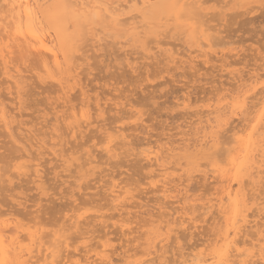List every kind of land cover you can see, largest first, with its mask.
Returning <instances> with one entry per match:
<instances>
[{
	"label": "rangeland",
	"instance_id": "obj_1",
	"mask_svg": "<svg viewBox=\"0 0 264 264\" xmlns=\"http://www.w3.org/2000/svg\"><path fill=\"white\" fill-rule=\"evenodd\" d=\"M206 2L207 3L204 4L205 9L207 8V10H206L207 15H205V17L207 16L209 18V20L211 19L210 22H208V23H210V25L214 26L217 24L216 28L218 29L217 31H219L217 34H216V32H214V34H213L214 39L211 40V45H212L211 50L212 51L216 50L215 51L216 53L214 51H213L214 53H212V51L208 50L213 55L208 52V54H209L208 58L209 59L207 60V62H206L205 58H202L203 56L201 57L200 54L198 55V51L192 53V50H194L196 46H195V44H192L193 41L189 39V36H188L189 32L187 33V31H188L187 26L177 27L176 29H172L171 31L167 30V28L164 29V26H162V25L160 26L161 21H163V18L161 19V17H159V18L154 17V18L149 19L150 23H149L148 27H146V29H145L148 32V35H147L148 38H144L143 41L144 42L146 41L149 44H148V46H146V44H147L146 42H145V44L143 41L141 43L144 44L145 49H146V47L148 49L151 45L155 47V48L153 47L154 49H152V48L148 49L149 52L147 50L143 49L144 48L143 44H141V46H140L139 43H136V46H134L137 48L136 49L134 47L131 48L134 45V44H132V42L126 43L125 44L126 46L125 45L123 46V44H122L123 48H121L122 47L120 45L121 43H116L117 41L122 42L123 38L120 36H121V34L123 36L124 34L127 33V29H128L127 25H124V26L119 27L117 29H114L112 26H109L106 28L108 31H110V33L112 32L111 33L112 36L108 33L109 38L106 37L107 39H105L106 41L107 40L108 41L106 42L103 40L105 44L102 42L103 45L101 44L100 46H98V47H100L99 49H98V47H96L95 48L96 50L95 49L93 50L92 47L91 48L89 47L90 49H92V52L95 51V52H93L94 55L98 54V56H95V57L91 56L92 53H91V51H89L90 49L88 48V46H92L91 41H90L91 44H89V41H86V40H88V39H86V37L81 41V50H80L81 53L78 52V54L80 56H78V54L75 53V54H77V55H75V58H77V60H79V62L77 61V64L75 66H78L80 64L79 65L80 67H76V70L73 71V74L75 75L74 77L77 80L76 83L79 82L78 83L79 87L77 85H75L76 87L73 85L71 88L73 90V91L71 90L72 94L69 91L67 93L70 96L67 94L68 97H66V98H70V105H72V106L73 105L75 106V104H77V105L80 104L79 106H81V105L83 106L84 103L88 104V108H89V112H90V120L92 121V123L90 125H88V128L85 127L87 129H89V127H90V129L88 131L87 129L84 128V123L82 124L80 122L81 127H83L82 129H81V127L79 128L81 130V132H82V130L83 131L85 130V132H87V133L84 132V134L82 132L81 137H80V134L77 133L80 131L79 129L73 135L70 131V127H69L68 131H67L68 128L63 129L62 125H64V127L68 126V125L70 126L71 124H69V123L72 122V121L71 122L69 121L68 124L66 123L67 125L61 124L62 122L68 121L67 120L68 117H65L66 119L64 117H62L65 119V121H63L64 119L61 118V116H64L63 111H64V114H66V115H67V112L69 114V111L70 112L72 111V110H70L72 108L69 105V102H67V103L65 102L67 100L69 101V99L66 100L64 98V96H66V95L63 94V91H59L61 89L57 90V88H59V86H57L58 84L57 83L55 84V82L52 81V79L49 80V78L46 77V79H48V80L47 81H46V79L44 80L45 75L43 76V74L45 72L41 73L43 71V69H42L40 62H38L39 61V59H37L38 56H35L37 54H34V53L29 54L27 52L30 56H27L26 55L27 53H25V55H26L25 56L23 54V52H26V51L21 50V51H23L22 54H20V53L18 54V52L20 50L17 49L15 46H14L15 48L12 47V48H14V50H18V52L16 51L17 53H14L15 52L14 51L11 54V56L10 55H9V57L7 56V59L8 58H9L8 60L11 59L10 60L11 62H9L7 59L6 60L9 62L8 63L9 65L12 62L14 63V64H11L12 69H11V67L8 68L11 70L12 73L13 72L15 73L16 72L15 70H19V72L22 71L21 72L22 74L20 73L21 75L18 74L19 72L16 73V74H18L19 77L20 76L22 77L21 78L22 80H21V79H18L19 77L17 78V76H16V78L18 79L19 82L22 81L21 82L22 84H19L20 89L18 88L20 91L16 90L17 88H15L16 91L20 92L21 98H19L20 100H18V94L19 93L17 92V94H16V92H14V88L11 87V82L8 81V79H6V78H2L3 76H5V74L4 75L1 74L0 75V103H2V102L3 103L1 104L2 107H0V108H3V106H4L6 108V110L4 109L6 111V113L7 112L11 113L10 116L12 115L14 117V118L11 117V120L13 119L12 120L13 123L11 124L12 126H10L11 129H13V130H11V132H12L13 136H16V134H18L17 136L20 138L23 136L21 138V141H23V142H19L20 139H18V137L16 136L15 137L16 141H12L13 139L12 140L10 139L11 143H9V141H7V140L9 139V137L11 138V136L9 135L8 131H5L6 130L5 128H4L5 130L3 129V127H2L3 125L1 126V122H0V131L3 132V130H4L6 133V134L5 133L3 134L0 132V146H2V148L0 147V157L3 158V156L4 157L6 156L5 159L4 158L0 159V165H2V167H3L2 168L0 166V171L2 170L1 174L4 173L3 174L4 176L2 175V177H1V175H0V178H2L1 180H3V177H4V179L7 178L6 180L8 181L9 178L6 174H8L9 177L12 176V179L14 178L13 180H11L12 181L11 185L8 183L9 181L5 182L3 180L6 187L4 184H3L4 186H2V187L0 186L2 188V189L0 188V197H1L0 198V222L2 219H4V220L8 219V220H10L11 224L13 222L18 224L17 226H19V224L21 222V224L24 227H26L27 229L29 228V230H31L30 228L32 227V224H34L32 222V220H33L37 225L41 223V227H42V225H44L43 229H41V228L40 229L43 230V232L45 230L46 234L48 232L51 233V230L57 231V230H59V228H60V232H61V231H63L62 229H64V227L66 228L68 226L67 229H65V231L67 230V232L70 234H68L66 232L65 235L68 236V240H70L69 242H72V244L70 243V247H67L64 245H63L64 247L63 246L59 247V249L61 248L60 249L61 251L60 250H59L60 252L58 251V253H60V254L57 255L56 258H54L55 259L54 261L50 260L49 263H51V264H74L75 256H79L80 258H82L81 256H86V255H88L86 257H89L90 260L92 261V259L94 260V258H95L92 251L95 250L94 253L98 252L100 250L103 251L102 248L104 246H106L107 248H105V247L104 248H105V250H107V253L109 254L110 258L113 259V261L116 262L117 264H124V261H123L124 258L123 257L126 258L127 255L134 257V255L136 253H140V255H142L143 252H141V251H143V250H141V249L142 248L144 249V247L146 246L145 241H143V238H145V236L143 234L145 232H143V231H146L147 229H149V228H146L148 226V224H150V226H152L151 225L152 222L155 221V222H158V224L160 223L161 225L162 224L164 225L166 222L165 219H167L168 217L170 219H172L174 216L180 217L181 214L184 213V210L181 208L183 202H186V203H183L185 206L190 207L188 209L189 211L194 210L195 213L193 212V214H191V212H190V214H191L192 218L193 217L195 218L196 222H194L193 223L194 225L191 226L192 225L191 222L194 221V218L189 219V222L192 220L189 223L187 220V216L185 217L183 214V216L186 218L187 221L185 222L186 224L184 223L183 227L180 226L182 228L177 227V225L176 226L174 225L176 228L175 229L174 226L172 225L173 223H171V225L174 228V232H179V233H177L178 238H179L178 239L179 242L177 240L173 239V236H172V239L170 238L169 241H167L165 243V247H163V250H164V248H166V250L168 248V254H169V256L165 254L166 255L165 259L168 262H170V264H176V262H178L177 259L180 258V252H182V254L185 256V253H186V255L188 253H190V249L193 250L191 252L201 251V252H203V254H204V252L207 253L210 251V249L212 247L211 245H213L210 242H214V240H216V238L213 236L214 235L216 236V234L218 233L217 232V233L213 234L214 233L213 228L215 227L217 229L216 231H218L219 228H217V225L222 224L223 218L221 217V214H219L218 211H216L217 209L213 210V209H215V208H213L211 210L212 212L210 211L209 215H208L207 212L203 211L204 210L203 207L209 204L210 199H212L211 202L215 203V198L218 197L217 194H220L219 192H220L221 186H219V185H222L223 182H222V179L220 177H219L220 179L218 178V176L220 175L219 174L220 169L226 167L225 166L226 165L225 158H224V155L226 153L221 154V151L223 150L222 148L223 147L224 148L231 147V146L235 145L234 140L233 141L230 140L232 142H230V145H229L228 139L229 138L230 139L231 138L232 139L237 138L238 137V131L242 130L241 126H244L245 124H247L249 122L253 123L254 122L253 118L254 117L256 118V116H258V114H260L263 111L262 110V108H263V103H262V100H263L262 97L263 96L262 95L263 94L260 93L261 87L257 86V87H259V89H256L257 94H256L255 98H254L253 94H252V96L250 94L249 97L247 98L246 108H245V111H243V114L246 113V114H244L245 116L243 114H240L241 116L239 115L240 118L237 116L236 117L230 116L232 118H229L231 121L229 120L230 122L227 125L228 126L227 129L225 128L224 131H222V129L220 130V132H219L220 134L221 133L224 134L226 131V133L223 135V138H220V140H222V141H219L220 145H218L219 147L223 146L222 148L221 147L219 148L217 146V149L216 148H215L216 150L213 149L212 153L209 156H207V155L199 156V159L197 160L196 165L195 164L191 165V162L188 163V161L183 159V158H186V157H184L185 155L183 154L184 151L181 152V150H178L182 154L178 151H177V153L175 152L176 155L174 157L179 155V156H181L180 158H182V156H183V158L182 159L179 158L181 161L180 160L178 161L177 160L178 158L177 159L172 158V159H175L173 161L176 164H174L172 161L170 162V165L172 163V165L174 164L173 166H175V169L177 168L174 171V169H172L171 166L169 165L170 170L168 169V171L172 173V174L170 173V175H171L170 178L175 179V181L173 183L175 184V182H176V184L174 185L172 182H171L172 184L171 183L168 184V185H170L168 187V189L169 188L170 189L168 191V194L166 193L167 199H166V196L164 197L162 195L163 193H161L160 183L158 185V182L156 181V180H158L157 179L158 177L156 178L155 176H153V178H150L149 176H147L148 175L147 173L151 174L152 171L157 172L159 170L155 169L154 167H151L153 169V170H151V168H149L147 166H146L147 168H144L143 166H145L146 163H145V160H143L141 158V156L136 155L133 157V154L126 155L127 152H126V154H125V152L123 154L122 150L125 151L124 146L122 148L116 149L119 152V155H117V156H116V154H118V153H116V150H115L116 154L113 158H111V160H113V161H111L110 159L106 160L107 157L102 152V148L105 146V139H104L105 135H106V133L109 134V130H111V129H108V128L112 125H114L115 127L119 128V129H123L122 131H124V128H125L124 132L127 133V135H128V133H131L132 135L131 134L130 135L132 136V138L130 135H128L127 136L128 138H126V139H128L127 141L132 142L134 147H137L139 145V143L136 144L137 142H144V141H148L149 145L151 144L150 146L154 145L152 147L156 148L157 145H158V147L163 146L164 144L162 143V141H164V140H165L164 143L166 142V140H167V142H169L168 140L171 139L170 142L177 141L180 144V143H182V138L186 137V139H187V137H189V138L191 137V138L195 139L196 135H197V134H195V132H196L195 129L197 127H199L200 124H202V125H203V123L205 124L204 120L207 117L204 116L203 114L207 113L208 107L210 106L209 109L210 108L213 109V107L215 105L221 106V104H224L225 102H227V101L229 102L232 100L231 97L229 98L228 96H230V95L233 96L232 95L233 93H235L237 95V92H239V91H238V89L236 90L235 85L237 83L236 80L238 78V75L242 76L243 74H245L242 77L247 78L248 76H251L252 73L254 74L256 71V73H258L261 76L262 80H264V8H262L260 6L261 0H226V1L225 0H206ZM221 2H222V4H221ZM217 3H218V5H217ZM216 5H217V7L214 8ZM220 5H222V6H220ZM250 5H251V7H250ZM208 6H210V8ZM252 6H253V8H252ZM218 8L220 9V11ZM214 9H215V11H214ZM125 10H124L125 12L129 13V14L128 13L126 14L128 16L132 15L130 13L134 14V11H132V10L131 11L129 9H128L129 11H127V9H125ZM249 10H251V11L249 12ZM216 16L218 17L217 19H216ZM205 17H203V18H205ZM214 19H215V21H213ZM159 20H160V22H159ZM99 21L100 20L96 21L94 26L96 24L99 25ZM157 22H159V23H157ZM211 23H213V24H211ZM100 25L97 26V27H100V30H98L99 28H97L96 26L95 27L97 28V30L94 27V31H95L94 33H96L97 31L98 32L102 31ZM149 27H151V28H149ZM156 29L158 30V32L161 30L160 31V32H162L161 34H163V33L164 34L163 35L159 34L157 36L156 34H158V33L152 32L153 30H156ZM117 32H120L121 34H119ZM174 33H175V35H173ZM102 35H103V31L100 34V36H102ZM149 36H152V38L154 40H150L151 37H149ZM162 37H163V39H162ZM158 38H161L160 40H162V41L156 42V44H155V41L159 40ZM163 40H165V43H163L164 42ZM172 40H174V41H172ZM112 41L116 44H114ZM151 41H154V42H151ZM108 42H109V44H108ZM157 43H159L158 44L159 48L155 46V45H157ZM117 44H118V46H117ZM104 46H107V48ZM142 46H143V48H142ZM204 47L206 49L207 46L204 45ZM82 48H85V51H88L89 53L87 52L88 54L86 55L85 54L86 52ZM104 48L107 50H105ZM173 48H175V49H173ZM130 49H131V51H130ZM142 49L144 52L141 51ZM168 49H169V52L167 51ZM123 50L125 51V53L123 52ZM173 50L176 52H174ZM164 52H165V54H164ZM170 52H174L173 57L167 56V55H169ZM176 53H178V54H176ZM84 54H85V57L83 56ZM187 54H190V55L194 54L196 57L194 55L190 56ZM20 55L23 57H21ZM180 55H182L183 57H181ZM150 56H151V58H150ZM185 57H187V58H185ZM18 58L19 59L21 58V60H19ZM145 58H147V59H145ZM178 58H179V60H178ZM217 58H218V60H216ZM22 59H24V60H22ZM211 59L212 60L214 59V60L212 61ZM127 60L129 61V64H128ZM176 60H178V61H176ZM75 61H76V59H75ZM194 61H196L195 62L196 65L192 64V63H194ZM229 62L231 65L229 64ZM75 63L76 62H74V64ZM0 65H2V64H0ZM9 65H7V66H9ZM13 65H14V68H13ZM38 65H40L41 67ZM128 65H131V67L133 65L132 69ZM189 65H191L192 67ZM222 65L225 67H223ZM15 66L17 67L16 69H15ZM37 66L40 68H37ZM1 67L2 66H0V73L3 72V70H1ZM18 67H19V69H18ZM39 70H42V71H39ZM36 73H37V75H36ZM76 73H77V75H76ZM220 75H221V78H220ZM37 76H43L44 78L43 77L42 78L44 81L42 80L41 77H37ZM5 77H7V76H5ZM235 77H236V79H235ZM23 78H25V79H23ZM38 78L39 79L41 78L40 80L42 82ZM70 80L73 81V79H70ZM39 82H41V83H39ZM44 82L46 84H44ZM52 83L54 86H52ZM231 84L233 85V87ZM47 85H50V86H48V88H47ZM225 85H227V88L225 87ZM230 86H231V88H230ZM77 87L79 89L83 88L81 90V92L83 91L84 94L80 93V95H77L80 92V90L78 91ZM222 87H223V89H222ZM53 88H55V89H53ZM232 88L233 89L235 88V89L232 91ZM227 89H229V91ZM52 90H54V91H52ZM235 90H236V92H235ZM47 91H48V93H47ZM214 93H216V94H214ZM248 93H247V95H248ZM221 94L224 95L223 98H222ZM15 95H17V97ZM216 95L217 96L221 95V97H220L221 99L219 97H217ZM225 95H226V97H225ZM60 96H63V97H60ZM260 96H262V97H260ZM55 98L58 101H55ZM60 98H62V99H60ZM211 98H213V99H211ZM83 100H84V102H83ZM219 100H221V103ZM80 101H82V103H80ZM58 102H59V104H58ZM62 102H63V104H62ZM57 104H58V106H60L62 104L61 106L63 108V111H60V110H62V108H61V106L60 107L56 106ZM63 106H67V107L70 106V109L68 110L69 107L68 108L66 107V109H65V107H63ZM184 107H186V108H184ZM73 108H75V107H73ZM64 109L66 110V113H65ZM92 110H95L98 115ZM130 110L136 113V114H134L135 116H132L129 113ZM202 110H204V111H202ZM199 112H200V114H199ZM8 113H7V117L9 115ZM137 113H139V114H137ZM16 114H17V116H16ZM55 114H56V116H55ZM58 114H60V115H58ZM198 114H199V116H198ZM57 115L60 117H57ZM69 115H67V116H69ZM215 115H213V116H215ZM138 116H140V117H138ZM200 116H202V117L200 118ZM210 116L213 117L212 115H210ZM136 117H138V119H136ZM198 117L200 119H196ZM55 118H58L59 120L58 119L57 120L59 122L56 121ZM60 118L62 120L61 122H60ZM141 118H142V120H141ZM235 118H238V119H235ZM201 119H203V122H198V120L200 121ZM8 120H10V117ZM196 120H197L198 124H196ZM211 120L213 121L214 118H212ZM14 121H15V123H14ZM79 121H81V120H79ZM144 122H145V124H144ZM55 124H58V125H55ZM206 124H207V122H206ZM237 124H239V125H237ZM241 124H244V125H241ZM52 125H54L56 127L58 126L57 127L58 132L56 130L54 132L52 131L53 128L54 129L56 128ZM197 125H199V126H197ZM234 125H236V126H234ZM107 126H108V128H107ZM131 126H133L134 128ZM14 127L20 129V130H18L15 128L18 131V133L16 132ZM245 127H246V125H245ZM245 127H243L244 128L243 131L245 129H247V130L249 129V128H245ZM21 128H22L23 133L21 131ZM135 128H136V130H135ZM137 128H138V130H137ZM228 128H230L231 132L229 131ZM232 128H234V129H232ZM107 129H108V131L103 133ZM237 129H238V131H236ZM26 130H27V132H26ZM63 130L69 133L68 134L69 137H67L66 133L63 132ZM179 131H181L182 133ZM13 132L14 133L16 132V133L14 134ZM42 132H43V134H42ZM88 132H90V133H88ZM184 132H186V133H184ZM54 133L56 136L53 135ZM58 134L59 135L62 134L64 136L61 135L62 136L61 137ZM182 134H183V136H182ZM187 134H189V135H187ZM227 134L229 136V137H227L228 139L225 138L227 136ZM242 134H244V133H242ZM25 135H26V137H25ZM58 136H59V138H58ZM73 136H75V137H73ZM125 136H126V134H125ZM181 136H182V138H181ZM63 137H66V139L64 140ZM70 137H73L71 139L74 142H72V140L69 139ZM78 137L81 140L79 142H78V140H79ZM101 137H103V139H104L103 141H99V140H102ZM41 138H43V139L39 140ZM75 138H77V139H75ZM84 138H86V139H84ZM138 138H140V139H138ZM157 138L159 139L160 142L158 141ZM161 138H162V140H161ZM180 138H181V140H180ZM5 139H7V140H5ZM56 139L57 140L59 139L58 143H61L60 142L61 139L64 140V141L62 140V142H64L65 146L63 147V143H62V144H60V146H62L60 148H62V149L64 148L63 150L66 149L67 153H69L67 151L68 149H69V151L75 150V148H73L71 146H75V144L77 142H78L77 143L78 145H76L75 147L77 150H79V148L81 147L80 148L81 151L79 150V153H75V154H80L82 152H83V154H85V152L90 151V150H92L93 153L99 151V153L102 154L101 156H104V157H100L101 163L100 164L98 163V165L94 168L98 172L94 171V169H91V170H88V168L84 169L85 167H83L82 170L74 168L73 162H75V166H76L77 165L76 163H78L80 161L84 162L83 160L85 159V156H82L83 158H81V156L79 155L80 161L74 160V159H73L74 161H72L71 159L68 158L69 160H71L72 163H70L69 161L68 162L70 164H72V166L68 162L64 163L62 161V159L67 158L66 156L65 157L63 156L64 158L63 157L61 158L60 156L59 157H50L52 155L54 156V154L53 153H47L48 150H49V152H50V150H52L49 148L55 149L57 146H59V144L58 145L55 144V142H57ZM67 139H68V141H67ZM82 139H84L85 141L89 140L88 143L86 142V144H88V146L85 144V141L83 142ZM136 139H138V140H136ZM193 139L192 140L190 139L189 141L191 142V141H193ZM226 139L228 140L227 141L228 145L226 142L224 143V141ZM119 140H120V138H119ZM40 141L42 143H40ZM46 141H48V143ZM49 141L52 143H50ZM53 141H55V142H53ZM65 141H67V142H65ZM69 141H70V143H69ZM14 142H15V144H17V142H18V144H19L18 146H21V145L26 146L27 149L29 148L28 149L29 151H30V148L33 150L36 148V150L34 151V153H32V155L34 156V158L36 155H37L36 158L39 157L38 160L41 162V164L38 160H37L38 161L37 163H39V165H41L40 166L41 182L44 183V185L46 184L45 187H47V191L44 189L45 187L40 188V186L41 187L44 186L42 183H41L42 185L40 184V186L39 185L37 186L36 184L38 181L32 182L34 178L33 179L28 178V176L30 174L28 175L27 173H30V171L24 170L27 173L26 174L24 173L23 176L21 174H18L20 170L23 171L22 168H19V166L22 164L25 165L24 163H26V162H23V163L18 162L20 159H22L20 157L18 158V156L17 157L15 156L13 159V155L18 154V152L16 153V150H15V152L11 155V153L13 152L14 146H16L15 144H13ZM80 142H82V146H80ZM96 142L100 143V144H96ZM158 142L162 145H160ZM170 142H169V144H170ZM53 143H54L55 148L51 147L52 146L51 144H53ZM68 143H69V145H68ZM73 143H75V144H73ZM102 143L104 145H102ZM26 144H28V145L30 144V146H32V147H29ZM42 144H44V145H42ZM93 144H94V146H92ZM174 144H176V143H174ZM12 145H13V147H12ZM45 145H47L48 148ZM90 145L92 147H94L95 149L99 148L100 150L98 149L96 151V150H94V148H90L91 147ZM77 146H79V147H77ZM99 146H101L102 148ZM164 146H166V144ZM174 146H177V144ZM5 147H7L8 149ZM10 147H12V148H10ZM88 147L90 150L88 149ZM126 147L127 146H125V149H126ZM168 147H169V145H168ZM57 148L55 149L56 153L58 151L60 152V150H61L59 147H57ZM18 149H19V147H18ZM218 149L219 150L221 149V150L219 151ZM33 150H31V151H33ZM37 150H38V152H40L39 155L37 154L38 153ZM135 150L132 151V153L135 152ZM8 151H9V153H8ZM4 153L8 154V158H7L6 154L3 155ZM97 153H96V157L99 158L100 155L99 154L97 155ZM130 153H131V151H130ZM64 155H67V154H64ZM221 155L223 158L221 157ZM30 156H31V154H30ZM56 156H58V155H56ZM69 156L71 157L70 153H69L68 157ZM72 156H74V154ZM120 156H123V157H121V160H124L123 162H121V160L118 159V158H120ZM126 156H128V157H126ZM10 157H12V159H13L12 161L10 160L11 159ZM44 157H46V158H44ZM136 157H138L140 160L137 159ZM15 158H17L16 161H15ZM31 158L30 157L29 158L23 157L24 161L26 159H28V164H26V165L30 166L29 161L32 160ZM34 158H33V160H35ZM53 158L54 159L56 158L57 160L59 158L60 161L59 160L57 161L56 159L54 160ZM101 158H103V159H101ZM23 159L20 161H23ZM43 159H47V160L44 161ZM129 159H131V160H129ZM9 160L11 161V165H10ZM115 160L116 161L118 160V161L116 162ZM3 161H5V162H3ZM43 161L45 162V164ZM182 161H184V162H182ZM8 162H9L10 166L8 165ZM111 162L114 163V165H116V166H113ZM130 162L133 166L130 164ZM134 162H137V163H134ZM215 162H217V163H215ZM15 163H17V165H15ZM18 163L20 164L19 166H18ZM32 163H35V162L33 161ZM117 163H119V164H117ZM198 163H199V165H198ZM201 163H203V164L200 165ZM43 164H44V166H43ZM127 164H128V166H127ZM6 165H7V168H9V169H7V168L5 169ZM13 165H15V167ZM55 165H57L58 167H55ZM64 165H66V166L69 165V167L68 166L66 167ZM16 166H18V167H16ZM63 166L65 167V169ZM130 166H132V167H130ZM100 167H102V168H100ZM128 167H129V169H128ZM141 167H143V168L140 169ZM187 167L190 168L191 170H189ZM14 168L15 169L17 168V170L15 171ZM67 168L68 169L70 168V170L69 171L66 170ZM106 168H108V169L106 170ZM23 169H26L25 166ZM100 169H101V171H100ZM215 169H216V171H213ZM9 170H10V172H9ZM84 170H87V172H85V174L83 173ZM150 170H151V172H150ZM196 170L197 171L200 170V172L199 171L197 172ZM211 170H212V172H211ZM17 171H18V173H17ZM120 171H121V173H120ZM106 172H107V175H105ZM193 172H195V173H193ZM14 174L15 175L18 174L20 176L17 175V177H15ZM58 174H59V176H58ZM78 174H81V175H78ZM191 174L193 175V176H191V179H190L192 182L189 180V181H186V183H185V181H183L184 180L183 178H186V175H191ZM203 174H208V175L206 176ZM26 175H28V176H26ZM83 175H84V177H83ZM117 175H119V176H117ZM141 175H142V177H141ZM145 175L147 176V178ZM57 176H58L59 181L56 179ZM106 176H107V180H106ZM111 176H113L112 180H111ZM178 176H180V180L182 177V179H183L182 182L178 181L179 180V179H177ZM22 177H23V179H22ZM31 177H33V175ZM60 177H62V178H60ZM82 177H83V179H82ZM103 177H104V179H103ZM204 177H205V180H204ZM24 178L29 179V181L24 179ZM63 178H65L66 180ZM93 178H95V179H93ZM96 178H97V180H96ZM122 179H124V181L127 182L126 184H128V185H125V183L123 182ZM151 179H153V180L155 179V181L152 182ZM218 179H219V181H218ZM26 181H28V182H26ZM107 181H109V182H107ZM113 182H114V184L115 183L117 184V187L115 186L116 188L114 190H117L118 184H120V186L124 187L125 190H126V187H128V188L130 187L132 189L131 190L129 188L132 191V192L129 191V194L127 195L129 198L127 196H124V197L128 198V199L125 198L123 201V203H125V206L128 207V208H126L124 206L125 208L124 207L122 208L125 212L123 210L121 212V209H119L120 206L118 207V205H117V207L119 210L116 209L117 207L115 208L114 203L110 202L111 201V195L109 194V192L112 189V183ZM154 182H156V185L152 184ZM212 182H213V184H212ZM0 183H2V181ZM7 183L9 184V186H7L8 185ZM14 183H15V185L13 186L12 184H14ZM26 183H28V185ZM60 183H62V184H60ZM134 183L137 185L135 186ZM181 183L183 185L184 184L185 185L183 186V185H181ZM260 183H262V185L264 186V184H263L264 179ZM260 183L257 185V188H258V186L260 187V185H261ZM139 184H141V185H139ZM217 184H218V186H217ZM171 185H173V186H171ZM176 185H178V186L176 187ZM16 186H18V187H16ZM53 186H54V189H53ZM92 186L93 187L95 186V187L93 188ZM244 186L246 187V189L247 188L250 189V187H251V186H246V184ZM263 186H261V188H259V189H256V187H255L256 192L252 191L254 193V196H256L257 199H259L261 204H259V201H257V199L256 200L254 198L249 199L252 201L254 200V203L257 201V204L260 205L259 207L263 211H261L259 209L260 210V212H259V210L256 209V205H254V206L252 205L253 206L252 207L250 204H248L249 211H250L248 213H251V212L253 213L256 211L257 213L255 212L253 214L254 215H257V214L260 215L259 218L257 215V216H254L257 218L252 217L253 219H251V222H252V220L255 221L257 219L255 222H256V224L258 223V226L261 224L260 222L262 220L264 221V219H263L264 218V214H263L264 213V209H263L264 203H262L264 200V198H263L264 187ZM23 187L26 189H23ZM6 188H8L9 190ZM10 188H13V189L10 190ZM83 188H85V189H83ZM113 188H114V185H113ZM3 189L7 190V191H4ZM120 189H122V188H119V190ZM261 189L263 192L261 191ZM82 190H84V191H82ZM94 190H95V192H94ZM186 190H188V191L186 192ZM216 190H217V192H216ZM257 190H259L258 191L259 195H257L258 194ZM117 192H119V191H117ZM169 192L171 195H169ZM247 192H248V194L252 193L251 190L247 191ZM253 193H252V195H253ZM255 193H257V194H255ZM1 194H3L4 197H3V195L1 196ZM49 194H51V195H49ZM124 194L126 195V193H124ZM14 195H16L18 198ZM121 195H122V193H121ZM252 195L250 196V198L252 197ZM5 197H6V199H4ZM172 197H173V199H172ZM247 197L249 198V195H247ZM259 197L260 198L262 197V199H260ZM14 199L15 200L17 199V200L15 201ZM83 199H84V201H82ZM20 200L22 201V204L17 206L16 204L18 202H21ZM170 200H172V201H170ZM81 201H82V204L80 203ZM86 203L88 204L89 207H92V208L85 206ZM249 203H250V201H249ZM73 205H75L76 207L78 206L79 209L78 208L76 209L75 206H73ZM173 205H175V207ZM176 205H177V207H176ZM258 205H257V207H258ZM250 206H251V208H250ZM98 207H100V208H98ZM73 208H75V209H73ZM176 208H177V210H180V211L175 210V212H174V209H176ZM252 209H253V211H251ZM117 210H118V212H117ZM77 211H78V214L79 213L80 214L84 213V214H82V217L80 218L79 223L77 225L79 227H76V230H75L74 229L75 226L73 228L70 226H73V221L75 219L73 213H75ZM165 212H167V213H165ZM180 212H182V213L180 214ZM119 213H121L122 216H120ZM170 213L172 214L173 217L171 216ZM78 214L76 213L75 215H78ZM161 214L164 215V217H162ZM167 214H169V215L167 216ZM194 214L196 216L202 215V216H200L202 218L196 217V216H194ZM212 214H214V215H212ZM72 215H73V217H72ZM104 215H105V217H104ZM14 216H17V217H14ZM214 216L216 217V219ZM70 217H72V218H70ZM199 218L202 220H200ZM121 219H123V220H121ZM129 219L131 221H129ZM197 219H199V220H197ZM218 219H220V220L217 221ZM260 219H261V221H260ZM212 220H214V221H212ZM258 220L260 222H258ZM27 221L31 227H27V225H26ZM147 221H148V223H147ZM217 222H219V223L217 224ZM251 222H250V224H251ZM71 223H72V225H71ZM121 223H124L126 225L125 226L126 228L122 227ZM127 223H128V225H127ZM253 223L251 224V226L254 225ZM59 224H61V225H59ZM124 224H123V226H124ZM37 225L34 224L33 229H35L36 227L34 228V226H37ZM145 225H147V226H145ZM154 225H157V224L154 223ZM161 225H159V226H161ZM203 225H204V227H203ZM211 225H214V226H211ZM61 226H62V228H61ZM196 226H197V229H196ZM219 226H221V225H219ZM258 226H254V228L253 227L246 228L247 229L246 230L247 235H249V236H246V237L244 236V237L246 239L248 237H251V238H248L249 240L257 238L258 235H256V234L261 231L259 229H262V231L264 230V227H263L264 225L259 226L261 228H258ZM37 227H40V225ZM69 227L72 229H69ZM26 228H25L26 231L24 230L25 232H23V230H22V233H20V235H22L28 231ZM139 228H141V229H139ZM185 228H186V230H185ZM203 228H204V230H203ZM144 229H146V230H144ZM133 230H135V231H133ZM198 230H199V232H198ZM200 230H201V232H200ZM86 231H87V233H85ZM193 231H196V232H193ZM211 231H213V233ZM249 231H251V233ZM256 231H258V232H256ZM50 233H48V234H50ZM186 233H187V235H186ZM80 234H82L81 236L85 235L86 237L88 236L89 238L87 237V239L84 240L85 242L81 241L86 237L85 236L84 237L80 236L81 238L77 237ZM193 234H195V235H193ZM262 234H264V231ZM172 235H173V233H172ZM192 235H193V237H192ZM20 237H22V236H20ZM45 239L47 241V237L44 238V240ZM211 239L213 241H211ZM48 240H49V237H48ZM86 241H88V242H86ZM176 241L180 244H178ZM255 241L256 240H253V242H255ZM82 242L86 243V244L88 243V244L86 245V244H83ZM263 242H264V240H263ZM25 243H27V240L25 241ZM25 243L23 242V244H25ZM46 243H48V241ZM191 244L193 246H191ZM195 244H197V245L195 246ZM85 245L88 247L85 248ZM102 245H104V246H102ZM189 245H190V247H188ZM208 247H209V249H208ZM89 248H91V252L90 251L86 252V249L88 250ZM195 248H197V249L195 250ZM49 249H51V248H49ZM49 249L44 250V247H42L41 253H39V252L36 253L37 255L35 254L34 258L35 257L40 258L41 256L43 257V254H47ZM92 249H94V250H92ZM172 249L175 251H173ZM204 249H206V250L208 249V250L204 251ZM127 250L129 251V253ZM133 252H136V253L134 254ZM34 253H35V251L33 252V254ZM56 254H57V252L55 253V255ZM143 254H144L143 256L139 255L140 257L138 256V254H136L137 256L135 255V257H137V258L135 260H137L139 258L141 259V257H144L143 259H147V261L146 260H142V261L148 262V260H150L151 263H153V264H161V262H162V264H164L163 261L160 262V260H158V258L156 256V255L160 254L159 251L156 253V255H155V253H154V255L153 254L147 255V254H145V252ZM47 257H46V262H47V259H49V257L48 258ZM133 257H131L132 260L134 259ZM38 258H36V259H38ZM89 258H88L87 262H91L89 260ZM31 261H35V260L31 259ZM85 261H82V262H85ZM94 262L101 263L100 260H98L96 258L92 262V264H94ZM158 262H160V263H158ZM168 262H167V264H169Z\"/></svg>",
	"mask_w": 264,
	"mask_h": 264
},
{
	"label": "bare ground",
	"instance_id": "obj_2",
	"mask_svg": "<svg viewBox=\"0 0 264 264\" xmlns=\"http://www.w3.org/2000/svg\"><path fill=\"white\" fill-rule=\"evenodd\" d=\"M226 1V0H225ZM62 2H65V0H0V64H2V65H0V66H2L1 67V70H3V72L2 73H0V75L1 74H5V76H7V77H5V76H3L2 78H6V79H8V81H10L11 82V87H13L14 88V92H16V94H17V92L18 91H20L19 89H20V85L19 84H22L21 82L22 81H18V79H21L22 77L20 76H18V74H20L21 72H19V70H15L16 72L13 74L12 72H11V70L10 69H8L9 67H11V69H12V65L11 64H14L13 62L12 63H10V65L8 64L9 62H11L10 60H8L7 59V56L9 57V55L11 56V54L14 52V53H17L18 52V50H14V48L16 47L17 49H19L20 51L21 50H23V51H26V52H23V51H19L18 52V54L20 53V54H22V52H23V54L25 55V53H34V54H37V55H35V56H38L37 57V59H39V61L38 62H40V64H41V66H42V69H43V71L42 70H39V71H42L41 73H44L43 74V76L45 77H43V76H37V77H43L44 78V80L46 79V77H48L49 78V80H51L52 79V81H54L55 82V84L57 83L58 85L57 86H59V88H57V90L58 89H61V90H59V91H63V94L64 95H66V96H64V98L67 100V99H69V101L67 100V101H65L66 103L67 102H69V105H70V98H66V97H68V93L67 92H71V88H72V86L74 85H77L78 87H79V85H78V83H76V79H75V75L73 74V71H75L76 70V67H80L79 65L78 66H75L76 64H77V61L79 62V60H77V58H75V55H77L78 54V52L79 53H81L80 52V50H81V41L86 37V39H88V40H86V41H89V44H91L90 43V41L92 42V46H88V48L90 47H92L93 48V50L96 48V47H98V46H100L101 44H102V42L104 43V41H106L105 39H107L106 37H108L109 35H108V33L111 35V33H110V31H108L106 28L107 27H109V26H112L114 29H117V28H119V27H122V26H124V25H127V27H128V29H127V33L126 34H124L123 36H122V34L120 33V32H117V33H119V34H121V36L120 37H122L123 39H122V42L121 41H115L116 43H121L120 45L122 46V44H123V46L126 44V43H130V42H132V44H134L131 48H133L134 46H136V43H139L140 44V46H141V44H143V43H141L143 40H144V38H148L147 37V35H148V32L145 30L146 29V27H148V25H149V23H150V20L149 19H151V18H154V17H161V19L163 18V21H161V23H160V26L162 25V26H164V29H166L167 28V30H172V29H176L177 27H181V26H187V28H188V31H187V33L189 32V34H188V36H189V39L190 40H192L193 41V43L192 44H195V49L194 50H192V53H194V52H196V51H198V55L200 54L201 55V57L202 58H205V60H206V62H207V60L209 59L208 58V52L209 51H212L211 49V40L212 39H214V32H216V34L219 32V31H217L218 29L216 28V25H210V23H208V22H210V20H209V18L207 19L206 17H205V15H207V8L205 9V7H204V4L205 3H207L206 2V0H66V2H68V3H71V4H73V5H77L78 6V8H77V11L79 12V14H80V16H81V20L79 21V22H77L76 20H72V14H71V12H68V13H63L62 12V10H58V9H55V8H52V7H50L51 5H54V4H57V3H62ZM217 2V1H216ZM213 3V2H212ZM236 3V2H235ZM257 3V2H256ZM221 4H222V2H221ZM99 5H103V6H105V8H107V11H105V8H101V7H98ZM108 5H111L112 7H110V8H108L107 6ZM173 5H175L176 7H173ZM179 5H185V7H184V9L181 11L180 9H179ZM211 5V4H210ZM217 5H218V3H217ZM217 5L214 7V8H216L217 7ZM224 5V4H223ZM118 6V7H117ZM220 6H222V5H220ZM254 6V5H253ZM253 6H252V8H253ZM209 8H210V6H208ZM250 7H251V5H250ZM256 7V6H255ZM224 8V7H223ZM125 9H127V11H134V14L133 13H130V14H132V15H130V16H128V15H126L128 12H125L126 10ZM129 9V10H128ZM219 9V8H218ZM125 10V11H124ZM214 11H215V9H214ZM219 11H220V9H219ZM251 10H249V12H250ZM111 13V15H108V13ZM178 12H179V15H178ZM217 12V11H216ZM242 12V11H241ZM97 13H99V16H97ZM220 13V12H219ZM218 13V14H219ZM129 14V13H128ZM54 16H56V18H53ZM124 16V17H123ZM127 18H126V17ZM209 16V15H208ZM211 16V15H210ZM65 17H67V19H69V20H72V24H71V27H67L66 26V20H65ZM203 17H205V18H203ZM117 18H119L121 21H123L122 23H118L117 22ZM213 18V17H212ZM218 17L216 16V19H217ZM160 19V20H161ZM98 20H100L99 21V25L101 26V30L103 31V35L102 36H100V34L102 33V31H100V32H96V33H94L95 31H94V27L97 25H95L94 26V24H95V22L96 21H98ZM160 20H159V22H160ZM207 20V21H206ZM213 21H215V19L213 20ZM159 22H157V23H159ZM212 22V21H211ZM211 24H213V23H211ZM215 24V23H214ZM99 25H97V26H99ZM172 25V26H171ZM96 26V27H97ZM151 26V25H150ZM95 27V28H96ZM97 28H99L98 30H100V27H97ZM97 28H96V30H97ZM126 28V27H125ZM149 28H151V27H149ZM182 30V29H181ZM186 30V29H185ZM161 31V30H160ZM158 32V30L156 29V30H153L152 32L153 33H158V34H156L157 36L159 35V34H161L162 32ZM166 31V30H165ZM164 31V32H165ZM176 31V30H175ZM167 32V31H166ZM168 33V32H167ZM116 34V33H115ZM164 34V33H163ZM163 34H161V35H163ZM215 34V35H216ZM173 35H175V33L173 34ZM88 36V37H87ZM112 36V35H111ZM167 36V35H166ZM217 36V35H216ZM116 37V36H115ZM149 37H151L152 38V36H149ZM172 37V36H171ZM109 38V37H108ZM150 38V40H154L153 38L151 39ZM159 40L157 41H155V44H156V42H161L162 40H160L161 38H158ZM162 39H163V37H162ZM171 39V38H170ZM104 40V41H103ZM111 40V39H110ZM118 40V39H117ZM85 41V42H86ZM108 41V40H107ZM106 41V42H107ZM164 42L163 43H165V40H163ZM167 41V40H166ZM172 41H174V40H172ZM113 42V41H112ZM144 42V41H143ZM146 42V41H145ZM145 42H144V44H145ZM151 42H154V41H151ZM88 43V42H87ZM111 43V42H110ZM114 43V42H113ZM116 43H114V44H116ZM147 44H146V46H148V42H146ZM168 43V42H167ZM172 43V42H171ZM88 44V45H89ZM105 44V43H104ZM107 44V43H106ZM108 44H109V42H108ZM144 44H143V46H144ZM158 44L159 43H157V45H155L156 47H158ZM177 44V43H176ZM180 44V43H179ZM103 45V44H102ZM119 45V46H120ZM154 45V44H153ZM204 45H206L207 47H206V49H205V47H204ZM15 46V47H14ZM112 46V45H111ZM117 46H118V44H117ZM116 46V47H117ZM123 46L121 47V48H123ZM126 46V45H125ZM143 46H142V48H143ZM152 46V45H151ZM149 47L148 49H150V48H152V49H154L155 47L154 46H152V47ZM178 46V45H177ZM180 46V45H179ZM12 47H14V48H12ZM104 47H106L107 48V46H104ZM154 47V48H153ZM175 47V46H174ZM89 48V49H90ZM100 47H98V49H99ZM114 48V47H113ZM134 48H136V47H134ZM141 48V47H140ZM159 48V47H158ZM179 48V47H178ZM183 48V47H182ZM84 51H85V48H82ZM102 49V48H101ZM100 49V50H101ZM105 49V48H104ZM115 49V48H114ZM137 49V48H136ZM135 49V50H136ZM144 50H147L148 52H149V50L147 49V47H146V49H145V46H144V48H143ZM143 49L141 50V51H143ZM173 49H175V48H173ZM177 49V48H176ZM193 49V48H192ZM88 50V49H87ZM96 50V49H95ZM99 50V51H100ZM105 50H107V49H105ZM189 50V49H188ZM209 50V51H208ZM17 51V52H16ZM89 51H91V56H93V57H95V56H98V54L96 55H94V53L93 52H95V51H93L92 52V49H90ZM102 51V50H101ZM120 51V50H119ZM130 51H131V49H130ZM146 51V52H147ZM168 52H169V49L167 50ZM172 51V50H171ZM174 51V50H173ZM178 51V50H177ZM187 51V50H186ZM214 51V50H213ZM212 51V53H214ZM86 53V55L89 53L88 51H85ZM88 52V53H87ZM105 52V51H104ZM123 52L125 53V51L123 50ZM144 52V51H143ZM157 52V51H156ZM155 52V53H156ZM163 52V51H162ZM167 52V53H168ZM174 52H176V51H174ZM174 52H170L169 53V55H167V56H171V57H173V55H174ZM26 54L27 56H30L29 54ZM75 53H77V54H75ZM136 53V52H135ZM154 53V52H153ZM179 53V52H178ZM178 53H176V54H178ZM183 53V52H182ZM181 53V54H182ZM185 53V52H184ZM209 53H211V52H209ZM211 53V54H212ZM216 53V52H215ZM33 54V55H34ZM83 54V53H82ZM81 54V55H82ZM85 54L83 55L84 57H85ZM164 54H165V52H164ZM25 55V56H26ZM146 55V54H145ZM148 55V54H147ZM152 55V54H151ZM187 55H190V54H187ZM192 55V54H191ZM190 55V56H191ZM194 55V54H193ZM192 55V56H193ZM197 55V54H196ZM213 55V54H212ZM233 55V54H232ZM19 56V55H18ZM21 56V55H20ZM78 56H80L79 54H78ZM119 56V55H118ZM149 56V55H148ZM181 57H183L182 55H180ZM195 56V55H194ZM21 57H23V56H21ZM88 57V56H87ZM86 57V58H87ZM165 57V56H164ZM170 57V58H171ZM196 57V56H195ZM199 57V56H198ZM210 57V56H209ZM214 57V56H213ZM25 58V57H24ZM28 58V57H27ZM32 58V57H31ZM30 58V59H31ZM148 58V57H147ZM147 58H145V59H147ZM150 58H151V56H150ZM180 58V57H179ZM179 58H178V60H179ZM185 58H187V57H185ZM215 58V57H214ZM219 58V57H218ZM218 58L216 59V60H218ZM9 61H7V60ZM19 59V58H18ZM29 59V58H28ZM75 59H76V61H75ZM85 59V58H84ZM154 59V58H153ZM158 59V58H157ZM189 59V58H188ZM19 60H21V58L19 59ZM22 60H24V59H22ZM35 60V59H34ZM151 60V59H150ZM178 60H176V61H178ZM196 60V59H195ZM212 60V59H211ZM214 60V59H213ZM212 60V61H213ZM36 61V62H37ZM125 61V60H124ZM128 61V60H127ZM184 61V60H183ZM188 61V60H187ZM190 61V60H189ZM192 61V60H191ZM210 61V60H209ZM74 62H76L75 64H74ZM174 62V61H173ZM181 62V61H180ZM186 62V61H185ZM184 62V63H185ZM195 62L196 61H194V63H192V64H194V65H196L195 64ZM183 63V64H184ZM37 64V63H36ZM39 64V63H38ZM128 64H129V61H128ZM131 64V63H130ZM207 64V63H206ZM229 64H230V62H229ZM7 65H9V66H7ZM16 65V64H15ZM226 65V64H225ZM231 65V64H230ZM38 66H40V65H38ZM37 66V68H40V67H38ZM128 66H130L131 67V65H128ZM187 66V65H186ZM185 66V67H186ZM189 66H191V65H189ZM223 66V65H222ZM132 67H133V65H132ZM132 67H131V69H132ZM179 67V66H178ZM192 67V66H191ZM223 67H225V66H223ZM222 67V68H223ZM13 68H14V65H13ZM17 67L15 66V69H16ZM263 68V67H262ZM18 69H19V67H18ZM134 69V68H133ZM219 69V68H218ZM21 70V69H20ZM220 70V69H219ZM78 71V70H77ZM19 72V73H18ZM37 72V71H36ZM16 73H18V74H16ZM40 73V74H41ZM75 73V72H74ZM232 73V72H231ZM22 74V73H21ZM20 74V75H21ZM35 74V73H34ZM36 75H37V73H36ZM76 75H77V73H76ZM222 75V74H221ZM221 75H220V78H221ZM243 75H245V74H243ZM242 75V76H243ZM16 76H17V78H16ZM24 76V75H23ZM242 76H239L238 75V78H237V83H236V90L238 89V91L239 92H237V95L235 94V93H231L233 96H228L229 98L231 97V101H227V102H223L224 104H221V106H219V105H215L214 107H213V109H209V107H208V110H207V113H205V114H203L204 116H206L207 118L204 120V122H205V124H206V122H207V124L205 125L204 123H203V125L202 124H200V126L199 125H197V126H199V127H197L196 129H195V134H197L196 135V138L195 139H193V138H189V137H187V139H186V137L185 138H182V136H183V134H182V136H181V138H182V143H178L177 141H172V142H170V140H168L169 142H170V144H169V142H167V140H166V142L164 143V141H162V143L165 145L166 144V146H160V145H162V144H160L159 142V139H158V143L160 144L159 146L160 147H158V145H157V147L156 148H154V147H152V146H154V145H152V146H150L149 145V142L148 141H144V142H137L136 144H138L139 143V145L137 146V147H134V145L132 144V142H130V141H127L128 139H126V138H128L127 136L128 135H130L131 133H128V135H127V133H125L124 131H125V128H124V131H122L123 129H119V128H117V127H115L114 125H112V126H110L109 128H108V126H107V128L108 129H111V130H109V134L108 133H106V135H105V146L102 148L101 146H99V147H101L102 148V152L105 154V156L107 157L106 158V160H108V159H110L111 160V158H113L114 156H115V154L116 153H118V154H116V156L117 155H119V152H118V150H116V149H119V148H122L123 146H124V150L125 151H123L122 150V153L124 154V152H125V154H126V152H127V154L126 155H130V154H133V157L134 156H136V155H138V156H141V158L143 159V160H145V163H146V165L145 166H143L142 164V166L144 167V168H147V167H149V168H151V167H154L155 169H158L159 171H152L151 172V170H153L152 168H151V170H150V172H151V174L150 173H147L148 175L147 176H149L150 178H153V176H155L158 180H156L157 182H158V185H159V183H160V186H161V193H163L162 195L165 197L166 196V199H167V194H168V191H169V189H168V187L170 186V185H168L169 183H173L174 181H175V179H173V178H170V173L171 172H169L168 171V169L170 168V166H171V168L172 169H174V171L177 169H175V166H173L174 164H176V163H174V161L173 160H175V159H172V158H178L177 160L179 161L180 159H182L183 158V156H182V158H180L181 156H179L178 154V156H176V157H174L175 155H176V153H177V151L178 150H181V152L182 151H184L183 152V154L185 155L184 157H186V158H183V159H185L186 161H188V163H190L191 162V165L192 164H195L196 165V163H197V160L199 159V156H202V155H207V156H209L211 153H212V150L213 149H217V146L218 145H220V142L219 141H222V140H220V138H223V135L226 133V131H225V133L223 134V133H219L220 132V130L222 129V131H224V129L226 128L227 129V125L229 124V122L231 121L229 118H232V117H239V115L240 114H243V111H245V108H246V104H247V98L249 97V95L251 94V96H252V94L254 95V98L256 97V89H259V87H261V91H260V93L261 94H263L262 96H260V97H262L263 98V100H262V103H263V108H262V112L260 113V114H258V116H256V118L254 117L253 118V120H254V122L253 123H247V124H245L246 125V127H245V125L244 124H241V125H244V126H241V128H242V130L240 131H238V129L236 130V131H238V137L237 138H235V139H228L227 137H229L228 136V134H227V136L225 137V138H227L225 141H224V143L226 142L227 143V141L229 142V145H230V142H232L233 140H234V142H235V145H233V146H231V147H226V148H224L223 146H220L223 150L221 151V154H223V153H226L225 155H224V158H225V163H226V167L225 168H221L220 169V175L218 176V178L220 177L221 179H222V182H223V184L222 185H219V186H221L220 187V194H217V196L218 197H216L215 198V203L214 202H211L212 201V199H210L209 200V204L208 205H206V206H204L203 207V211L204 212H207L208 213V215H209V212L213 209V208H215V209H213V210H216V211H218V213L219 214H221V217L223 218V222H222V224H219V225H221V226H219V225H217V228H219L218 229V231H216L217 229L214 227H212L213 228V230H214V233H213V231H211L213 234H215V233H217L216 234V236L214 235L213 237H215L216 238V240H214V242H210V243H212L213 245H211L212 247H211V249H210V251L209 252H207V253H205L204 252V254H203V252H201V251H196V252H191V251H193V250H191L190 249V253H188L187 255H186V253H185V256L182 254V252H180V260L179 259H177L178 260V262H176V264H217V262L218 261H220L221 260V256L219 255V253L221 252V251H224V250H227L228 252H229V255H228V259H230V260H233V261H235L236 262V264H240V261L242 260V259H244L245 257H248V252L249 251H253L254 252V255H252L251 257H248L249 259H253V260H257V259H259V257H260V255H261V246L262 245H264V242H263V240H264V234H262L263 233V231H262V229H259V230H261L260 232H258V231H256V232H258L256 235H258V237L257 238H254V239H248V238H251V237H248L247 239L245 238L246 236H249V235H247V232H246V228H251V227H253L254 228V226H258V223L256 224V220L255 221H253L252 220V222H251V219H253L252 217H254V216H257L258 215V218H259V214H257V215H254L253 213H255V212H251V213H248V212H250L249 211V207H248V204H250L251 206L253 205H256V209H260V205H258L257 204V201H259V199H257V197L256 196H254V193L252 192V191H255L256 189H259V188H261V186H263L262 185V183H260V182H262L263 181V179H264V80H262V78H261V76L258 74V73H256V71H255V73L253 74H251V76H248L247 78H244V77H242ZM36 77V76H35ZM78 77V76H77ZM40 78V79H41ZM43 78H42V80H43ZM79 78V77H78ZM23 79H25V78H23ZM36 79V78H35ZM39 79V78H38ZM37 79V80H38ZM39 79V80H40ZM70 79H73V81L72 80H70ZM235 79H236V77H235ZM22 80V79H21ZM43 80V81H44ZM48 79H46V81H47ZM80 80V79H79ZM231 80V79H230ZM41 81V80H40ZM223 81V80H222ZM42 82V81H41ZM41 82H39V83H41ZM72 82V83H71ZM226 82V81H225ZM5 83V82H4ZM50 83V82H49ZM76 83V84H75ZM223 83V82H222ZM231 83V82H230ZM229 83V84H230ZM44 84H46L45 82H44ZM48 84V83H47ZM51 84V83H50ZM234 84V83H233ZM10 85V84H9ZM13 85V86H12ZM223 85V84H222ZM232 85V84H231ZM22 86V85H21ZM45 86V85H44ZM48 86H50V85H47V88H48ZM52 86H54L53 85V83H52ZM234 86V87H235ZM257 86H259V87H257ZM46 87V86H45ZM56 87V86H55ZM76 87V86H75ZM77 87V88H78ZM225 87L227 88V85H225ZM232 87H233V85H232ZM15 88H17L16 90H18V91H16L15 90ZM19 88V89H18ZM22 88V87H21ZM51 88V87H50ZM216 88V87H215ZM230 88H231V86H230ZM52 89V88H51ZM53 89H55V88H53ZM74 89V88H73ZM83 88H81V89H79L78 88V91L80 90V92L77 94V95H80V93H83L84 94V92L82 91L81 92V90H82ZM222 89H223V87H222ZM235 89V88H234ZM233 88H232V91L234 90ZM75 90V89H74ZM215 90V89H214ZM221 90V89H220ZM219 90V91H220ZM228 91H229V89H227ZM236 90H235V92H236ZM52 91H54V90H52ZM51 91V92H52ZM73 91V90H72ZM85 91V90H84ZM223 91V90H222ZM217 92V91H216ZM249 92V93H248ZM259 92V91H258ZM19 94H18V100H20L19 98H21L20 97V92H18ZM47 93H48V91H47ZM50 93V92H49ZM59 93V92H58ZM62 93V92H61ZM60 93V94H61ZM247 93H248V95H247ZM68 94V95H67ZM71 94H72V92H71ZM210 94V93H209ZM214 94H216V93H214ZM218 94V93H217ZM223 94V93H222ZM221 94V95H222ZM229 94V93H228ZM235 94V95H234ZM82 95V94H81ZM221 95L220 96H217V97H221ZM16 97H17V95H15ZM70 96V95H69ZM84 96V95H83ZM214 96V95H213ZM223 96L224 95H222V98H223ZM60 97H63V96H60ZM225 97H226V95H225ZM227 97V98H228ZM63 98V99H64ZM83 98V97H82ZM214 98V97H213ZM213 98H211V99H213ZM218 98V99H219ZM259 98V97H258ZM257 98V99H258ZM60 99H62V98H60ZM64 99V100H65ZM215 99V98H214ZM217 99V100H218ZM221 99V98H220ZM209 100V99H208ZM225 100V99H224ZM55 101H58V100H56V98H55ZM220 101V103H221V100H219ZM260 101V100H259ZM19 102V101H18ZM54 102V101H53ZM60 102V101H59ZM59 102H58V104H59ZM83 102H84V100H83ZM3 103V102H2ZM2 103H0V107H2L1 106V104ZM79 103V102H78ZM80 103H82V101H80ZM88 103V102H87ZM206 103V102H205ZM257 103V102H256ZM58 104L56 105V106H58ZM62 104H63V102H62ZM61 104V105H62ZM60 105V106H61ZM80 105V104H79ZM79 105H77V104H75V106L73 105H70L71 106V108L72 109H70V106H63V107H65V109H66V107L68 108V110L70 109V110H72L71 112L69 111V114H68V112H67V115H69V116H67L66 114H64V111H63V108H62V106H61V108H62V110H60V111H63V115L64 116H61V118L62 117H68L67 118V122H62L61 124H68V122L70 121H72L71 123H69V124H71L70 126L68 125V126H65L64 127V125H62L63 126V129H66V128H68L67 129V131L69 130V127H70V131H71V133H72V135L73 134H75V132L76 131H78V129L81 127V124H80V122L83 124L84 123V128L85 127H87L88 128V125H90L91 123H92V121L90 120V112H89V108H88V104H86V103H84L83 104V106L81 105V106H79ZM178 105V104H177ZM210 105V104H209ZM212 105V104H211ZM60 106H58V107H60ZM77 106V107H76ZM90 106V105H89ZM131 106V105H130ZM213 106V105H212ZM55 107V106H54ZM73 107H75V108H73ZM248 107V106H247ZM20 108V107H19ZM56 108V107H55ZM92 108V107H91ZM184 108H186V107H184ZM6 108L3 106V108H0V122H1V126L3 127V129L5 130V131H8V133H9V135L11 136V138L9 137V139L7 140V139H5V140H7V141H9V143H11L10 141L12 140V141H16V139H15V137L18 135V134H16V136H13V134H12V132H11V130H13V129H11V127L10 126H12L11 124L13 123V119L11 120V117H13L12 115L10 116V114L11 113H8L9 115H8V117H7V113H6ZM64 109V110H65ZM76 109V110H75ZM96 109V108H95ZM99 109V108H98ZM97 109V110H98ZM197 109V108H196ZM199 109V108H198ZM8 111V110H7ZM10 111V110H9ZM92 111H94L95 113H96V111L95 110H92ZM99 111V110H98ZM137 111V110H136ZM196 111V110H195ZM202 111H204V110H202ZM58 112V111H57ZM133 111H131L130 110V114L132 115V116H135L134 114H136L135 112H133ZM18 113V112H17ZM65 113H66V110H65ZM103 113V112H102ZM186 113V112H185ZM198 113V112H197ZM254 113V112H253ZM13 114V113H12ZM97 114V113H96ZM95 114V115H96ZM137 114H139V113H137ZM199 114H200V112H199ZM199 114H198V116H199ZM216 114V115H215ZM244 114H246V113H244ZM243 114V115H244ZM15 115V114H14ZM19 115V114H18ZM58 115H60V114H58ZM57 115V117H60V116H58ZM66 115V116H65ZM98 115V114H97ZM142 115V114H141ZM210 115H215V116H213V117H211ZM16 116H17V114H16ZM55 116H56V114H55ZM203 116V117H204ZM229 116V117H228ZM230 116H232V117H230ZM241 116V115H240ZM245 116V115H244ZM9 117H10V120H8L9 119ZM70 117V118H69ZM119 117V116H118ZM138 117H140V116H138ZM138 117H136V119H138ZM202 116H200V118H201ZM247 117V116H246ZM245 117V118H246ZM14 118V117H13ZM61 118H60V122L62 121L61 120ZM64 118H62V119H64ZM120 118V117H119ZM123 118V117H122ZM199 117L198 118H196V119H200ZM212 118H214V120L212 121L211 119ZM240 118V117H239ZM56 119V121H58L59 119L58 118H55ZM58 119V120H57ZM66 119V118H65ZM65 119L63 120V121H65ZM235 119H238V118H235ZM15 120V119H14ZM79 120H81V121H79ZM141 120H142V118H141ZM202 120V121H201ZM200 121L198 120V122H203V119H201ZM230 120V121H229ZM241 120V119H240ZM17 121V120H16ZM55 121V122H56ZM113 121V120H112ZM119 121V120H118ZM233 121V120H232ZM242 121V120H241ZM3 122V123H2ZM59 122V121H58ZM190 122V121H189ZM188 122V123H189ZM192 122V121H191ZM14 123H15V121H14ZM54 123V122H53ZM57 123V122H56ZM74 123V124H73ZM110 123V122H109ZM66 124V125H67ZM143 124V123H142ZM144 124H145V122H144ZM196 124H198L197 123V120H196ZM240 124V123H239ZM239 124H237V125H239ZM23 125V124H22ZM55 125H58V124H55ZM202 125V126H201ZM15 126V125H14ZM52 126H54V125H52ZM83 126V125H82ZM234 126H236V125H234ZM20 127V126H19ZM48 127V126H47ZM54 127H56V126H54ZM58 127V126H57ZM57 127L54 129L53 128V132L56 130L57 131ZM131 127H133V126H131ZM243 127H245V128H249L248 130L247 129H245L244 131H243ZM16 127H14V129H15ZM83 127H81V129H82ZM87 128H85V129H87ZM127 128V127H126ZM134 128V127H133ZM191 128V127H190ZM189 128V129H190ZM209 130H208V129ZM2 129V130H3ZM16 129H18V128H16ZM15 129V130H16ZM59 129V128H58ZM89 129H90V127H89ZM89 129H87L88 131H89ZM93 129V128H92ZM108 129L106 130V131H104L103 133H105V132H107L108 131ZM207 129V130H206ZM229 129V131H230V128H228ZM232 129H234V128H232ZM3 130V132H1V133H5V131ZM14 130V131H15ZM18 130H20V129H18ZM38 130V129H37ZM80 130V129H79ZM135 130H136V128H135ZM137 130H138V128H137ZM191 130V129H190ZM247 130V131H246ZM21 131H22V128H21ZM69 131V132H70ZM96 131V130H95ZM111 131V132H110ZM133 131V130H132ZM182 131V130H181ZM181 131H179V132H181ZM185 131V130H184ZM192 131V130H191ZM194 131V130H193ZM228 131V130H227ZM243 131V132H242ZM16 132L18 133V131L16 130ZM15 132V133H16ZM26 132H27V130H26ZM52 132V133H53ZM58 132V131H57ZM63 132H65L66 133V135H67V137H69V133L68 132H66V131H64L63 130ZM82 132H83V134H84V132H85V130L83 131L82 130ZM81 130L79 131V132H77L78 134H80V137H81ZM124 132V133H123ZM134 132V131H133ZM231 132V131H230ZM14 133V132H13ZM14 133V134H15ZM22 133H23V131H22ZM34 133V132H33ZM41 133V132H40ZM85 133H87V132H85ZM88 133H90V132H88ZM182 133V132H181ZM184 133H186V132H184ZM194 133V132H193ZM241 135H240V134ZM242 133H244V134H242ZM6 134V133H5ZM20 134V133H19ZM42 134H43V132H42ZM57 134V133H56ZM96 134V133H95ZM125 134H126V136H125ZM134 134V133H133ZM180 134V133H179ZM24 135V134H23ZM29 135V134H28ZM38 135V134H37ZM53 135H55V133L53 134ZM59 135V134H58ZM62 135V134H61ZM61 135H59V136H61ZM86 135V134H85ZM132 135V134H131ZM130 135V136H131ZM181 135V134H180ZM187 135H189V134H187ZM240 135V136H239ZM22 136V135H21ZM39 136V135H38ZM56 136V135H55ZM59 136H58V138H59ZM62 136H64V135H62ZM61 136V137H62ZM89 136V135H88ZM93 136V135H92ZM91 136V137H92ZM134 136V135H133ZM222 136V137H221ZM5 137V136H4ZM18 137V136H17ZM23 137V136H22ZM21 137V138H22ZM25 137H26V135H25ZM73 137H75V136H73ZM73 137H70L69 139L70 140H72L71 138H73ZM77 137V136H76ZM85 137V136H84ZM234 137V136H233ZM21 138L20 137H18V139H20V141L19 142H23V141H21ZM38 138V137H37ZM36 138V139H37ZM40 138V137H39ZM48 138V137H47ZM64 138V140L66 139V137H63ZM79 138V137H78ZM83 138V137H82ZM90 138V137H89ZM88 138V139H89ZM96 138V137H95ZM119 138H120V140H119ZM131 138H132V136H131ZM168 138V137H167ZM181 138H180V140H181ZM11 139V140H10ZM26 139V138H25ZM43 138H41V139H39V140H42ZM75 139H77V138H75ZM84 139H86V138H84ZM84 139H82L83 140V142L85 141ZM101 139L102 140H99V141H103L104 139H103V137H101ZM130 139V138H129ZM138 139H140V138H138ZM138 139H136V140H138ZM185 139V140H184ZM192 140L193 139V141H189V140ZM45 140V139H44ZM47 140V139H46ZM57 140V139H56ZM55 140V141H56ZM62 140L63 139H61L60 140V142L61 143H58L59 142V139L57 140V142H55V141H53V142H55V144H59V146H57V147H62V146H60V144H62L63 143V147L65 146L64 145V142H62ZM63 140V141H64ZM134 140V139H133ZM147 140V139H146ZM161 140H162V138H161ZM230 140H232V141H230ZM25 141V140H24ZM67 141H68V139H67ZM67 141H65V142H67ZM79 141H81L80 140V138H79V140H78V142ZM47 143H48V141H46ZM45 142V143H46ZM50 142V141H49ZM72 142H74L73 140H72ZM77 142V143H78ZM86 142L88 143L89 142V140H86L85 141V144H86ZM156 142V141H155ZM180 142V141H179ZM190 142V143H189ZM40 143H42L41 141H40ZM44 143V142H43ZM50 143H52V142H50ZM69 143H70V141H69ZM69 143H68V145H69ZM76 143V142H75ZM75 143H73V144H75ZM75 144V146L76 145H78V144ZM104 143V142H103ZM102 143V145H104ZM174 143H176L177 144V146H174V145H176V144H173ZM13 144H15V142L13 143ZM25 144V143H24ZM72 144V143H71ZM96 144H100V143H97L96 142ZM172 144V145H171ZM234 144V143H233ZM5 145V144H4ZM16 146H14V148H13V152L11 153V155L15 152V150H16V153L18 152V154L17 155H13V159H14V157L16 156H18V158L20 157V158H22L23 159V157H32L33 155H32V153H34V151L36 150V148L33 150V149H31L30 148V151L31 150H33V151H29L27 148H26V146H24V145H21V146H18L19 144H18V142H17V144H15ZM26 145H28V144H26ZM42 145H44V144H42ZM52 146L51 147H54V143L53 144H51ZM67 145V146H68ZM87 146H88V144H86ZM168 145H169V147H168ZM227 145H228V143H227ZM7 146V145H6ZM29 147H32V146H30V144L28 145ZM45 146H47V145H45ZM75 146H71V147H73V148H75V150H70L69 151V149L67 150L70 154H71V157L69 156L68 157V155H69V153H67L66 152V149L65 150H63L62 148H60L61 150H60V152L58 151L57 153H56V148L55 149H53V148H49V149H52V150H50V152H49V150L47 151V153H53L54 154V156L52 155V156H50V157H67V158H64V159H62V161L64 162V163H66V162H70V163H72L71 162V160L72 161H74V160H78V161H80L79 159H80V156H81V158H83L82 156H85V159L83 160L84 162H82V161H80V162H78V163H76L77 165L75 166V162H73L74 163V168H77V169H79V170H82L83 169V167H85L84 169H87L88 168V170H91V169H94L97 165H98V163L100 164L101 163V161H100V157H104V156H101L102 154L101 153H99V151H97L98 149H95L94 147H92V146H94V144L90 147V148H94V150H96L97 152H95V153H93L92 152V150H90L89 149V147H88V149L91 151H87V152H85V154H83V152L82 153H80V154H75V153H79V150H80V148H79V150H77L76 149V147ZM80 146H82V142H80ZM84 146V145H83ZM125 146H127L126 147V149H125ZM1 148H2V146H0ZM8 147V146H7ZM7 147H5V148H7ZM12 147H13V145H12ZM12 147H10V148H12ZM17 147V148H16ZM18 147H19V149H18ZM35 147V146H34ZM33 147V148H34ZM77 147H79V146H77ZM219 147V146H218ZM219 147V148H220ZM4 148V149H5ZM47 148H48V146H47ZM67 148V147H66ZM69 148V147H68ZM72 148V149H73ZM164 148V149H163ZM8 149V148H7ZM137 151H136V150ZM163 149V150H162ZM215 149V150H216ZM47 150V149H46ZM100 150V149H99ZM115 150H116V153H115ZM135 150V152H133L132 153V151H134ZM219 150V149H218ZM221 150V149H220ZM219 150V151H220ZM65 151V152H64ZM78 151V152H77ZM81 151V150H80ZM129 151V152H128ZM130 151H131V153H130ZM224 151V152H223ZM37 152H38V150H37ZM64 152V153H63ZM101 152V151H100ZM176 152V153H175ZM178 152H180V151H178ZM180 152V153H181ZM8 153H9V151H8ZM39 153L40 152H38L37 154L39 155ZM59 153V154H58ZM93 153V154H92ZM96 153H97V155L99 154L100 156H99V158H97L96 157ZM121 153V152H120ZM7 155V158H8V154L7 153H4L3 155ZM30 154H31V156H30ZM64 154H67V155H64ZM74 154V156H72ZM103 154V155H104ZM182 154V153H181ZM35 155V154H34ZM51 155V154H50ZM56 155H58V156H56ZM80 155V156H79ZM218 155V154H217ZM10 156V155H9ZM37 156V155H36ZM36 156H35V158H34V156L31 158L32 160L31 161H29L30 162V166H28V165H26V164H28V159H26L25 161H24V159H23V161H20V160H22V159H20L18 162H21V163H23V162H26V163H24L25 165H20L19 163H18V166H19V168H22V170L23 171H19V173H18V171H17V173L18 174H21L22 176L24 175V173L26 174L27 172H25L26 170H28V171H30V173H27L28 175L30 174H32L33 175V177H31L30 175V177L28 176V175H26V176H28V178H34L33 179V181L32 182H37V186L39 185L40 186V184L42 183L41 182V170H40V166L41 165H39V163H37L39 160V157L38 158H36ZM42 157V156H41ZM119 157V156H118ZM121 157H123V156H120V158H118V159H120L121 160ZM126 157H128V156H126ZM206 157V156H205ZM221 157H222V155H221ZM3 158L5 159L6 158V156L4 157L3 156ZM2 157H0V159H3ZM11 159V161L13 160L12 159V157H10ZM33 158L35 159V160H33ZM44 158H46V157H44ZM71 159V160H69V159ZM137 159H139L138 157H136ZM180 158V159H179ZM223 158V157H222ZM16 159L17 158H15V161H16ZM54 159V158H53ZM56 159V158H55ZM54 159V160H55ZM74 159V160H73ZM101 159H103V158H101ZM117 159V158H116ZM172 159V160H171ZM7 160V159H6ZM5 160V161H6ZM9 160V162H10V165H11V161ZM38 160V161H37ZM44 161L45 160H47V159H43ZM57 160V159H56ZM58 160L60 161V159L58 158ZM57 160V161H58ZM129 160H131V159H129ZM128 160V161H129ZM140 160V159H139ZM5 161H3V162H5ZM8 161V160H7ZM6 161V162H7ZM35 162V163H32V162ZM43 161V162H44ZM111 161H113V160H111ZM116 161V160H115ZM118 161V160H117ZM116 161V162H117ZM124 160H121V162H123ZM173 162L174 164L172 165V163H171V165H170V162ZM181 161V160H180ZM201 161V160H200ZM215 161V160H214ZM2 162V161H1ZM9 162H8V165H9ZM40 162V161H39ZM68 162V163H69ZM105 162V161H104ZM115 162V163H116ZM126 162V161H125ZM182 162H184V161H182ZM220 162V161H219ZM218 162V163H219ZM69 163V164H70ZM106 163V162H105ZM109 163V162H108ZM112 163V162H111ZM110 163V164H111ZM134 163H137V162H134ZM144 163V162H143ZM144 163V164H145ZM200 163V162H199ZM199 163H198V165H199ZM204 163V162H203ZM203 163H201L200 165H202ZM215 163H217V162H215ZM222 163V162H221ZM224 163V162H223ZM6 164V163H5ZM13 164V163H12ZM40 164H41V162H40ZM44 164H45V162H44ZM44 164H43V166H44ZM61 164V163H60ZM107 164V163H106ZM117 164H119V163H117ZM121 164V163H120ZM130 164H131V162H130ZM129 164V165H130ZM185 164V163H184ZM9 165V166H10ZM15 165H17V163H15ZM15 165H13L14 167H15ZM58 165V164H57ZM57 165H55V167H58ZM71 166H72V164H70ZM112 165L113 166H116V165H114V163H112ZM111 165V166H112ZM123 165V164H122ZM126 165V164H125ZM132 165V164H131ZM170 165V166H169ZM1 167H2V165H0ZM18 166H16V167H18ZM24 166H25V168L26 169H23L24 168ZM28 166V167H27ZM64 166H66V165H64ZM63 166V167H64ZM68 167H69V165H67ZM66 166V167H67ZM87 166V167H86ZM102 166V165H101ZM109 166V165H108ZM118 166V165H117ZM127 166H128V164H127ZM133 166V165H132ZM132 166H130V167H132ZM139 166V165H138ZM147 166V167H146ZM53 167V166H52ZM51 167V168H52ZM119 167V166H118ZM143 167H141L140 169H142ZM193 167V166H192ZM3 168V167H2ZM7 168V165H6V167H5V169ZM28 168V169H27ZM46 168V167H45ZM44 168V169H45ZM100 168H102V167H100ZM112 168V167H111ZM110 168V169H111ZM188 168V167H187ZM7 169H9V168H7ZM15 169V168H14ZM30 169V170H29ZM57 169V168H56ZM64 169H65V167H64ZM105 169V168H104ZM108 168H106V170H107ZM128 169H129V167H128ZM171 169V170H172ZM180 169V168H179ZM189 170H191L190 168H188ZM17 170V168L15 169V171ZM25 170V171H24ZM46 170V169H45ZM62 170V169H61ZM66 170H70V168L68 169H66ZM170 170V169H169ZM181 170V169H180ZM201 170V169H200ZM200 170H198L199 172H200ZM2 171V170H1ZM1 171H0V175H1V177H2V175L4 174L3 172V174H1ZM12 171V170H11ZM94 171H96V172H98L97 170H95L94 169ZM100 171H101V169H100ZM193 171V170H192ZM197 171V170H196ZM197 171V172H198ZM213 171H216V169L215 170H213ZM9 172H10V170H9ZM46 172V171H45ZM85 172H87V170H84V174H85ZM137 172V171H136ZM211 172H212V170H211ZM13 173V172H12ZM11 173V174H12ZM15 173V172H14ZM47 173V172H46ZM59 173V172H58ZM77 173V172H76ZM120 173H121V171H120ZM119 173V174H120ZM193 173H195V172H193ZM215 173V172H214ZM17 174V175H18ZM63 174V173H62ZM98 174V173H97ZM100 174V173H99ZM111 174V173H110ZM137 174V173H136ZM172 174V173H171ZM174 174V173H173ZM213 174V173H212ZM7 176H8V181L6 180L7 178H5L4 179V177H3V180L5 181V182H8L10 185H11V183H12V181L11 180H13L12 179V176L11 177H9V175L8 174H6ZM17 175H15L14 174V176L15 177H17ZM78 175H81V174H78ZM105 175H107V172H106V174ZM115 175V174H114ZM122 175V174H121ZM203 175H208V174H203ZM4 176V175H3ZM6 176V177H7ZM18 176H20V175H18ZM58 176H59V174H58ZM58 176L56 177V179L59 181V179H58ZM110 176V175H109ZM117 176H119V175H117ZM137 176V175H136ZM146 176V175H145ZM144 176V177H145ZM147 176H146V178H147ZM152 176V177H151ZM191 176H193L192 174L191 175H186V178H183L182 179V177H181V180H180V176H178L177 177V179H179L178 181H181L182 182V180L183 181H185V183H186V181H189L190 179H191ZM197 176V175H196ZM199 176V175H198ZM79 177V176H78ZM83 177H84V175H83ZM83 177H82V179H83ZM101 177V176H100ZM141 177H142V175H141ZM154 177V178H155ZM185 177V176H184ZM195 177V176H194ZM215 177V176H214ZM46 178V177H45ZM51 178V177H50ZM49 178V179H50ZM60 178H62V177H60ZM149 178V179H150ZM219 178V179H220ZM2 178H0V182L2 181V183H0V186L2 187V186H4L5 185V183H4V181L3 180H1ZM22 179H23V177H22ZM24 179H26V178H24ZM55 179V180H56ZM63 179H65V178H63ZM81 179V178H80ZM89 179V178H88ZM93 179H95V178H93ZM101 179V178H100ZM103 179H104V177H103ZM113 179V176H111V180ZM116 179V178H115ZM114 179V180H115ZM202 179V178H201ZM219 179H218V181H219ZM26 180H28L29 181V179H26ZM36 180V181H35ZM51 180V179H50ZM66 180V179H65ZM64 180V181H65ZM96 180H97V178H96ZM95 180V181H96ZM106 180H107V176H106ZM123 180V182L125 183V185H128V184H126L127 182H125L124 181V179H122ZM204 180H205V177H204ZM246 180V181H245ZM28 181H26V182H28ZM31 181V180H30ZM43 181V180H42ZM62 181V180H61ZM121 181V180H120ZM119 181V182H120ZM132 181V180H131ZM134 181V180H133ZM151 181L153 182V181H155V179L153 180V179H151ZM191 181V180H190ZM89 182V181H88ZM98 182V181H97ZM107 182H109V181H107ZM111 182V181H110ZM116 182V181H115ZM130 182V181H129ZM192 182V181H191ZM7 183V184H8ZM22 183V182H21ZM39 183V184H38ZM59 183V182H58ZM121 183V182H120ZM142 183V182H141ZM171 183V184H172ZM178 183V182H177ZM180 183V182H179ZM219 183V182H218ZM261 184L260 185V187L258 186V188H257V185L258 184ZM2 184V185H1ZM4 184V185H3ZM9 184L7 185V186H9ZM27 185H28V183H26ZM43 185H44V183H42ZM41 184V185H42ZM60 184H62V183H60ZM97 184V183H96ZM111 184V183H110ZM122 184V183H121ZM135 184V183H134ZM148 184V183H147ZM152 184H155L156 185V182H154V183H152ZM174 184V183H173ZM175 184H176V182H175ZM174 184V185H175ZM212 184H213V182H212ZM246 184V186H251L250 187V189H246V187L244 186ZM264 184V183H263ZM13 186L15 185V183L14 184H12ZM17 185V184H16ZM24 185V184H23ZM33 185V184H32ZM90 185V184H89ZM93 185V184H92ZM113 185H114V188H113ZM123 185V184H122ZM137 184H135V186H136ZM139 185H141V184H139ZM138 185V186H139ZM181 185H183L182 183H181ZM180 185V186H181ZM185 185V184H184ZM183 185V186H184ZM19 186V185H18ZM18 186H16V187H18ZM21 186V185H20ZM46 186V184L44 185V186H40V188H44ZM111 186V185H110ZM117 187V184L115 183L114 184V182L112 183V189H111V191L109 192V194L111 195V203H114V206H115V208L117 207V205H118V207H119V209H121V212H122V208L125 206V203H123V201H124V199L125 198H127L128 196V194H129V191L130 192H132L128 187H126V190L124 189V187H122V186H120V184H118V188H117V190H114L116 187ZM120 186V187H119ZM124 186V185H123ZM171 186H173V185H171ZM178 185H176V187H177ZM217 186H218V184H217ZM0 187V188H1ZM5 187H6V185H5ZM4 187V188H5ZM11 187V186H10ZM56 187V186H55ZM89 187V186H88ZM93 187V186H92ZM95 187V186H94ZM93 187V188H94ZM107 187V186H106ZM134 187V186H133ZM140 187V186H139ZM213 187V186H212ZM255 187H256V189H255ZM264 187V186H263ZM39 188V187H38ZM90 188V187H89ZM109 188V187H108ZM119 188H122V189H120L119 190ZM181 188V187H180ZM2 189V188H1ZM6 189H8V188H6ZM13 188H10V190H12ZM23 189H26V188H24L23 187ZM46 191H47V187H45L44 188ZM53 189H54V186H53ZM83 189H85V188H83ZM96 189V188H95ZM124 189V190H123ZM136 189V188H135ZM152 189V188H151ZM150 189V190H151ZM176 189V188H175ZM187 189V188H186ZM208 189V188H207ZM212 189V188H211ZM215 189V188H214ZM217 189V188H216ZM254 189V190H253ZM4 190V189H3ZM9 190V189H8ZM28 190V189H27ZM49 190V189H48ZM91 190V189H90ZM123 190V191H122ZM149 190V191H150ZM185 190V189H184ZM213 190V189H212ZM218 190V189H217ZM217 190H216V192H217ZM251 190V192L253 193V195H252V193H250L251 195H252V197L250 198V194H248V192L247 191H250ZM2 191V190H1ZM4 191H7V190H4ZM82 191H84V190H82ZM92 191V190H91ZM97 191V190H96ZM117 191H119V192H117ZM148 191V192H149ZM154 191V190H153ZM158 191V190H157ZM188 190H186V192H187ZM259 190H257V192H258ZM261 191H262V189H261ZM260 191V192H261ZM264 191V190H263ZM262 191V192H263ZM25 192V191H24ZM43 192V191H42ZM94 192H95V190H94ZM98 192V191H97ZM152 192V191H151ZM256 192V191H255ZM46 193V192H45ZM81 193V192H80ZM88 193V192H87ZM121 193H122V195H121ZM124 193H126V195L124 194ZM167 193V194H166ZM175 193V192H174ZM184 193V192H183ZM208 193V192H207ZM213 193V192H212ZM211 193V194H212ZM15 194V193H14ZM82 194V193H81ZM215 194V195H216ZM255 194H257V193H255ZM264 194V193H263ZM3 194H1V196H2ZM49 195H51V194H49ZM78 195V194H77ZM87 195V194H86ZM158 195V194H157ZM169 195H171L170 194V192H169ZM168 195V196H169ZM247 195H249V198L247 197ZM257 195H259V192H258V194ZM14 196H16V195H14ZM80 196V195H79ZM92 196V195H91ZM122 196V197H121ZM124 196H127V197H124ZM160 196V195H159ZM179 196V195H178ZM3 197H4V195H3ZM17 197V196H16ZM35 197V196H34ZM44 197V196H43ZM131 197V196H130ZM133 197V196H132ZM256 197V198H255ZM1 198V197H0ZM18 198V197H17ZM85 198V197H84ZM129 198V197H128ZM127 198V199H128ZM257 199V201L254 203V200L252 201V200H249V199ZM260 198V197H259ZM263 198H264V196H263ZM4 199H6V197L4 198ZM20 199V198H19ZM29 199V198H28ZM44 199V198H43ZM172 199H173V197H172ZM260 199H262V197L260 198ZM15 200V199H14ZM17 200V199H16ZM15 200V201H16ZM34 200V199H33ZM32 200V201H33ZM46 200V199H45ZM169 200V199H168ZM198 200V199H197ZM19 201V200H18ZM21 201V200H20ZM39 201V200H38ZM82 201H84V199L82 200ZM82 201L80 202L81 204H82ZM167 201V200H166ZM170 201H172V200H170ZM184 201V200H183ZM249 201H250V203H249ZM253 203H252V202ZM262 201V200H261ZM24 202V201H23ZM122 202V203H121ZM168 202V201H167ZM195 202V201H194ZM171 203V202H170ZM173 203V202H172ZM182 203V202H181ZM183 203H186V202H183ZM182 203V206H181V208L184 210V213H182V212H180V214H181V216L180 217H173L172 216V214H171V216L173 217H171L172 219H170L169 217L167 218V219H165L166 220V222H165V224L162 226L160 223L158 224V222H152V226H150V224H148V226L147 225H145V226H147L146 228H149V229H144V230H146V231H143V232H145V233H143L144 234V236H145V238H143V241H145V243H146V246L144 247V249L142 248L141 250H143V251H141V252H145V254H147V255H151V254H153L154 255V253H155V255H156V253L159 251L160 252V254H158V255H156L157 256V258H158V260H160V262L161 261H163V263L164 264H167V260L165 259V257H166V255H168L169 256V254H168V248H167V250H166V248H164V250H163V247H165V243L167 242V241H169V239L171 238L172 239V236H173V239H175V240H177L178 242H179V238H178V234L177 233H179V232H174V228H175V226L177 225V227H180V226H182L183 227V225H184V223L188 220V222H189V219H193L192 218V216H191V214H193V212H194V210L193 211H189L188 209L190 208L189 206H185L184 204ZM198 203V202H197ZM196 203V204H197ZM204 203V202H203ZM262 203H264V200H263V202ZM20 204H22V201L21 202H18L16 205L18 206V205H20ZM24 204V203H23ZM72 204V203H71ZM84 204V203H83ZM87 204V203H86ZM85 204V206H87V207H89L88 206V204L86 205ZM131 204V203H130ZM129 204V205H130ZM201 204V203H200ZM259 204H261V202L259 201ZM127 205V204H126ZM132 205V204H131ZM161 205V204H160ZM188 205V204H187ZM216 205V206H215ZM257 205H258V207H257ZM24 206V205H23ZM73 206H75V205H73ZM174 207H175V205H173ZM172 206V207H173ZM215 206V207H214ZM251 206H250V208H251ZM252 206V207H253ZM67 207V206H66ZM118 207L116 208V209H118ZM126 207V206H125ZM124 207V208H125ZM160 207V206H159ZM162 207V206H161ZM165 207V206H164ZM171 207V208H172ZM176 207H177V205H176ZM264 207V206H263ZM75 208L77 209L78 208V206L76 207L75 206ZM75 208H73V209H75ZM89 208H92V207H89ZM98 208H100V207H98ZM126 208H128V207H126ZM262 208V207H261ZM79 209V208H78ZM118 209V210H119ZM162 209V208H161ZM255 209V210H256ZM264 209V208H263ZM115 210V209H114ZM118 210H117V212H118ZM130 210V209H129ZM138 210V209H137ZM143 210V209H142ZM175 210H177V208L176 209H174V212H175ZM257 210V211H258ZM261 211H263L262 209H260ZM260 210H259V212H260ZM124 211V210H123ZM134 211V210H133ZM136 211V210H135ZM164 211V210H163ZM177 211H180V210H177ZM251 211H253V209L251 210ZM125 212V211H124ZM137 212V211H136ZM173 212V211H172ZM190 212H191V214H190ZM212 212V211H211ZM258 212V213H259ZM78 214V211L77 212H75V213H73V215H74V221H73V226H70V227H74L75 226V230H76V227H79V226H77L78 225V223H79V220H80V218L82 217V214H84V213H82V214H78V215H75V214ZM162 213V212H161ZM165 213H167V212H165ZM177 213V212H176ZM195 213V212H194ZM257 213V212H256ZM263 213V212H262ZM261 213V214H262ZM102 214V213H101ZM130 214V213H129ZM183 214H184V216L186 217L187 216V220H186V218L183 216ZM204 214V213H203ZM206 214V213H205ZM251 214V215H250ZM264 214V213H263ZM73 215H72V217H73ZM119 215L120 216H122L121 215V213H119ZM162 215V214H161ZM169 214H167V216H168ZM190 215V216H189ZM207 215V214H206ZM212 215H214V214H212ZM93 216V215H92ZM119 216V217H120ZM152 216V215H151ZM194 216H196L195 214H194ZM200 216H202V215H200ZM200 216H196V217H200ZM218 216V215H217ZM14 217H17V216H14ZM72 217H70V218H72ZM98 217V216H97ZM104 217H105V215H104ZM103 217V218H104ZM162 217H164V215H162ZM215 217V216H214ZM220 217V218H221ZM250 217V218H249ZM130 218V217H129ZM200 218H202V217H200ZM199 218V219H200ZM218 218V217H217ZM254 218H257V217H254ZM261 218V217H260ZM263 218V217H262ZM17 219V218H16ZM19 219V218H18ZM72 219V220H73ZM101 219V218H100ZM169 219V220H168ZM199 219H197V220H199ZM204 219V218H203ZM207 219V218H206ZM215 219H216V217H215ZM250 219V220H249ZM264 219V218H263ZM14 220V219H13ZM60 220V219H59ZM70 220V219H69ZM104 220V219H103ZM121 220H123V219H121ZM128 220V219H127ZM147 220V219H146ZM171 220V221H170ZM200 220H202V219H200ZM208 220V219H207ZM220 219H218L217 221H219ZM18 221V220H17ZM125 221V220H124ZM129 221H131L130 219H129ZM133 221V220H132ZM149 221V220H148ZM148 221H147V223H148ZM153 221V220H152ZM192 221V220H191ZM190 221V222H191ZM205 221V220H204ZM212 221H214V220H212ZM211 221V222H212ZM260 221H261V219H260ZM259 220H258V222H260ZM263 221V220H262ZM260 222L261 224L259 225V226H263L264 225V221L263 222ZM32 222L35 224V225H37L33 220H32ZM37 222V221H36ZM69 222V221H68ZM71 222V221H70ZM122 222V221H121ZM143 222V221H142ZM146 222V221H145ZM151 222V221H150ZM149 222V223H150ZM187 222V223H188ZM189 222V223H190ZM194 222H196L195 221V218H194V221H192L191 223H192V225L191 226H193L194 224ZM201 222V221H200ZM250 222H251V224L253 223L254 225H252L251 226V224H250ZM10 220H4V219H2L1 220V222H0V262H2V264H48L49 262H50V260L51 261H54L55 259L54 258H56L57 257V255H59L60 253H58V251L61 249H59V247H61V246H67V247H70V243L72 244V242H69L70 240H68V236H66L65 235V233L67 232V230L65 231V229H67V227L65 228L64 227V229H62L63 231H61L60 232V228H59V230H57V231H53V230H51V233L50 232H48V233H50V234H46L45 233V230H44V232H43V230H41V229H43V227H44V225H42V227H41V223L40 224H38L37 226H39L40 225V227H37V226H34V228L35 229H33V225L34 224H32V227L30 226V224L28 223V221H27V227H31L30 229L31 230H29V228L27 229L26 227H24L22 224H21V222H20V224H19V226H17L18 224H16V223H10ZM19 223V222H18ZM154 223L155 224H157V225H154ZM171 223H173L172 225L174 226V228H173V226L171 225ZM199 223V222H198ZM205 223V222H204ZM216 223V222H215ZM219 222H217V224H218ZM221 223V222H220ZM16 224V225H15ZM24 224V225H25ZM47 224V223H46ZM50 224V223H49ZM123 224L124 223H121V225H122V227H125L126 225L124 224V226H123ZM139 224V223H138ZM186 224V223H185ZM212 224V223H211ZM263 224V225H262ZM24 228H22L21 226ZM25 225V226H26ZM59 225H61V224H59ZM71 225H72V223H71ZM127 225H128V223H127ZM140 225V224H139ZM159 225H161V226H159ZM202 225V224H201ZM215 225V224H214ZM214 225H211V226H214ZM11 226V227H10ZM56 226V225H55ZM144 226V227H145ZM150 226V227H149ZM187 226V225H186ZM199 226V225H198ZM210 226V225H209ZM249 226V227H248ZM258 226V228H261V227H259ZM21 227V228H20ZM69 227V229H72V228H70ZM182 227H180V228H182ZM189 227V226H188ZM200 227V226H199ZM203 227H204V225H203ZM264 227V226H263ZM21 230H20V229ZM25 228L28 230L26 233H24V234H22V235H20V233H22V230H23V232H25L26 230H25ZM41 228V229H40ZM57 228V227H56ZM61 228H62V226H61ZM126 228V227H125ZM132 228V227H131ZM33 229V230H32ZM78 229V228H77ZM139 229H141V228H139ZM176 229V228H175ZM178 229V228H177ZM191 229V228H190ZM196 229H197V226H196ZM25 230V231H24ZM185 230H186V228H185ZM203 230H204V228H203ZM21 231V232H20ZM49 231V230H48ZM53 231V232H52ZM59 231V232H58ZM65 231V232H64ZM132 231V230H131ZM133 231H135V230H133ZM188 231V230H187ZM255 231V230H254ZM84 232V231H83ZM82 232V233H83ZM193 232H196V231H193ZM198 232H199V230H198ZM200 232H201V230H200ZM250 233H251V231H249ZM45 233V234H44ZM68 233V232H67ZM85 233H87V231L85 232ZM84 233V234H85ZM89 233V232H88ZM172 233H173V235H172ZM190 233V232H189ZM210 233V232H209ZM68 234H70V233H68ZM67 234V235H68ZM90 234V233H89ZM135 234V233H134ZM249 234V233H248ZM255 234V233H254ZM82 234H80V235H78L77 237H79V238H81V237H84V236H81ZM185 235V234H184ZM186 235H187V233H186ZM191 235V234H190ZM193 235H195V234H193ZM193 235H192V237H193ZM20 236H22V237H20ZM81 236V237H80ZM141 236V235H140ZM197 236V235H196ZM245 236V237H244ZM47 237V241H48V243H46L47 241H46V239L44 240V238H46ZM48 237H49V240H48ZM86 237V236H85ZM88 237V236H87ZM87 237L86 238H84L83 240H81V241H84L85 239H87ZM191 237V236H190ZM195 237V236H194ZM70 238V237H69ZM89 238V237H88ZM115 238V237H114ZM196 238V237H195ZM212 238V237H211ZM214 238V239H215ZM27 240V243H25V241ZM115 240V239H114ZM136 240V239H135ZM253 240H256L255 242H253ZM46 241V242H45ZM80 241V242H81ZM107 241V240H106ZM171 241V240H170ZM176 241V242H177ZM211 241H213L212 239H211ZM23 242L25 243V244H23ZM69 242V243H68ZM85 242V241H84ZM86 242H88V241H86ZM177 242V243H178ZM205 242V241H204ZM83 243V242H82ZM110 243V242H109ZM169 243V242H168ZM83 244H86V243H83ZM88 244V243H87ZM86 244V245H87ZM129 244V243H128ZM178 244H180V243H178ZM208 244V243H207ZM206 244V245H207ZM85 245V248L86 247H88V246H86ZM105 245V244H104ZM104 245H102V246H104ZM172 245V244H171ZM174 245V244H173ZM197 244H195V246H196ZM210 245V244H209ZM63 246V247H64ZM84 246V245H83ZM122 246V245H121ZM176 246V245H175ZM191 246H193L192 244H191ZM200 246V245H199ZM204 246V245H203ZM208 246V245H207ZM42 247H44V250H47V249H49V248H51V249H49V251L47 252V254H43V257L41 258L40 256V258H38V257H35L34 258V256H35V254L36 253H41V249H42ZM105 248H107L106 246H104ZM102 248V250L103 251H98V252H95L94 253V249H92V250H94V251H92L93 252V254H94V256H95V258L96 259H98V260H100V262L101 263H96V262H94V264H117L116 262H114L113 261V259H111L110 258V256H109V254L107 253V250H105V248ZM188 247H190V245L188 246ZM204 248V247H203ZM79 249V248H78ZM136 249V248H135ZM193 249V248H192ZM197 248H195V250H196ZM208 249H209V247H208ZM207 249V250H208ZM237 249H245V253H244V256H241L240 255V253H238L237 252ZM43 250V251H44ZM171 250V249H170ZM173 250V249H172ZM194 250V251H195ZM206 249H204V251H205ZM206 250V251H207ZM35 251V253L33 254V252ZM61 251V250H60ZM59 251V252H60ZM88 251H90L91 252V248H89L88 250L86 249V252H88ZM128 251V250H127ZM137 251V250H136ZM140 251V250H139ZM173 251H175V250H173ZM177 251V250H176ZM57 252V254L55 255V253ZM85 252V253H86ZM126 252V251H125ZM170 252V251H169ZM49 253V254H48ZM114 253V252H113ZM128 253H129V251H128ZM134 254L136 253V252H133ZM142 253V255H140V253H136V254H138V256L140 255V256H143L144 254ZM87 254V253H86ZM85 254V255H86ZM125 254V253H124ZM132 254V253H131ZM130 254V255H131ZM133 254V255H134ZM135 254V255H136ZM166 254V255H165ZM37 255V254H36ZM135 255H134V257L133 256H126V258L125 257H123L124 258V264H153V263H151V261L150 260H148V262H145V261H142V260H146L147 261V259H143L144 257H141V259L139 258V259H137V260H135L137 257H135ZM176 255V254H175ZM49 257V259H47V262H46V257ZM54 256V257H53ZM86 256H88V255H86ZM86 256H81L82 258H80L79 256H75V259H74V264H77V262H79V264H92V262L95 260V258H94V260L92 259V261L90 260V258L89 257H86ZM97 256V257H96ZM137 256V255H136ZM139 256V257H140ZM47 257V258H48ZM51 257V258H50ZM53 257V258H52ZM130 257V258H129ZM131 257H133L134 259L132 260L131 259ZM155 257V256H154ZM34 258V259H33ZM36 258H38V259H36ZM88 258H89V260L91 261V262H87L88 261ZM129 258V259H128ZM169 258V257H168ZM31 259L32 260H35V261H31ZM53 259V260H52ZM131 259V260H130ZM151 259V258H150ZM41 260V261H40ZM86 260V261H85ZM152 260V259H151ZM174 260V259H173ZM40 261V262H39ZM82 261H85V262H82ZM97 261V260H96ZM175 261V260H174ZM87 262V263H86ZM99 262V261H98ZM160 262H158V263H160ZM123 263V262H122ZM169 264H170V262H168ZM49 264H51V263H49ZM161 264H162V262H161Z\"/></svg>",
	"mask_w": 264,
	"mask_h": 264
},
{
	"label": "snow or ice",
	"instance_id": "obj_3",
	"mask_svg": "<svg viewBox=\"0 0 264 264\" xmlns=\"http://www.w3.org/2000/svg\"><path fill=\"white\" fill-rule=\"evenodd\" d=\"M260 6L262 8H264V0H261ZM50 7L58 9V10H62L63 13L71 12L72 20H76L77 22H79L81 20V16H80L79 12L77 11L78 6L73 5L71 3H68V2H66V0H65V2L51 5ZM98 7L105 8V6H103V5H99ZM107 7L110 8L112 6L108 5ZM173 7H176V6L173 5ZM184 7H185V5H179V9L181 11L184 9ZM105 11H107V8H105ZM108 15H111V13L109 12ZM178 15H179V12H178ZM97 16H99V13H97ZM53 18H56V16H54ZM65 20H66V26L71 27L72 20L67 19V17H65ZM117 22L122 23L123 21H121L119 18H117ZM237 252L240 253L241 256H244L245 249H237ZM219 255L221 256V260L218 261L217 264H236L235 261L228 259L229 252L227 250L221 251L219 253ZM252 255H254V252L249 251L248 257H251ZM248 257H245L244 259H242L240 261V264H264V245L261 246V255H260L259 259L253 260V259H249ZM0 264H2V262H0ZM77 264H79V262H77Z\"/></svg>",
	"mask_w": 264,
	"mask_h": 264
}]
</instances>
